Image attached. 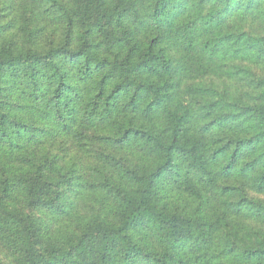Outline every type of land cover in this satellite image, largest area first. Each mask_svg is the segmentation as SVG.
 I'll return each instance as SVG.
<instances>
[{
  "label": "trees",
  "instance_id": "obj_1",
  "mask_svg": "<svg viewBox=\"0 0 264 264\" xmlns=\"http://www.w3.org/2000/svg\"><path fill=\"white\" fill-rule=\"evenodd\" d=\"M0 264H264V0H0Z\"/></svg>",
  "mask_w": 264,
  "mask_h": 264
}]
</instances>
